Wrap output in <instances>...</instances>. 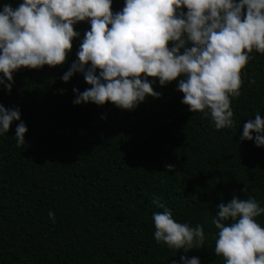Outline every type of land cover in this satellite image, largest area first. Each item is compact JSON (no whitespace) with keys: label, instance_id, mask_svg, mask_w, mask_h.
I'll return each instance as SVG.
<instances>
[{"label":"trees","instance_id":"1","mask_svg":"<svg viewBox=\"0 0 264 264\" xmlns=\"http://www.w3.org/2000/svg\"><path fill=\"white\" fill-rule=\"evenodd\" d=\"M22 2L0 0V11ZM124 5L113 0L114 13ZM74 27L80 37L63 65L18 70L11 93L0 85V104L18 106L28 129L21 147L15 140L21 121L0 134V264H183L185 255L225 264L214 253L216 205L238 195L264 207V147L240 139L244 123L257 112L264 118V54H249L241 94L230 97L235 123L217 130L181 102L178 80L161 86L149 77L162 95L133 110L110 101L74 104L73 88L91 87L80 73L61 79L90 30L86 21ZM168 164L181 169L178 177ZM153 198L177 222L201 224L203 245L194 242L185 252L157 243L152 217L163 209ZM255 219L264 227V213Z\"/></svg>","mask_w":264,"mask_h":264},{"label":"clouds","instance_id":"2","mask_svg":"<svg viewBox=\"0 0 264 264\" xmlns=\"http://www.w3.org/2000/svg\"><path fill=\"white\" fill-rule=\"evenodd\" d=\"M82 21L90 30L84 33L77 59L61 77L68 82L80 73L91 85L83 92L73 88L76 105L104 106L110 101L133 110L146 98L162 95L149 77L158 78L161 86L178 80L181 102L190 112L210 117L217 130L231 128L235 121L230 97L241 94V71L254 49L264 54V0H125L115 13L113 0H23L16 8L4 4L0 11V85L11 93L18 70L63 65L73 39L80 37L74 26ZM14 121H21L15 134L21 147L28 129L20 108L0 104V134L8 133ZM240 139L264 147L259 112L244 123ZM166 169L175 171L176 165ZM241 191L247 193L248 186ZM152 204L163 209L152 217L157 243L185 252L194 242L203 245L201 224L193 228L179 223L160 200L153 198ZM216 208L214 253L225 264H264V227L255 219L264 207L254 196L234 195ZM48 215L55 223V213L49 210ZM180 261L201 264L198 257L186 255Z\"/></svg>","mask_w":264,"mask_h":264},{"label":"rangeland","instance_id":"3","mask_svg":"<svg viewBox=\"0 0 264 264\" xmlns=\"http://www.w3.org/2000/svg\"><path fill=\"white\" fill-rule=\"evenodd\" d=\"M180 173H181V169L180 168H177L175 171H173V174L175 176H177V177L180 175Z\"/></svg>","mask_w":264,"mask_h":264}]
</instances>
